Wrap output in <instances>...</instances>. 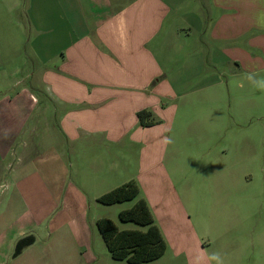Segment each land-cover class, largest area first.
I'll use <instances>...</instances> for the list:
<instances>
[{"label":"crops","instance_id":"obj_1","mask_svg":"<svg viewBox=\"0 0 264 264\" xmlns=\"http://www.w3.org/2000/svg\"><path fill=\"white\" fill-rule=\"evenodd\" d=\"M51 3L61 21H51L56 34L49 41L43 43L37 35L32 75L25 60L22 67L12 68L16 51L27 43L26 8L39 14L34 18L37 34L42 10L49 9L42 8V0L0 2V75L12 78L8 86L14 91L0 98V264H100L97 222L108 218L90 219L93 202L128 182H136L140 190L155 183L152 151H141L140 170L124 179L123 151H105L106 142L137 136L135 140L149 143L142 137L161 132L171 104L187 96L182 92L212 93L215 99H205L208 113L223 119L221 93L224 86L231 88L223 82L229 72L249 78L239 85L243 92L264 89V0ZM60 25H67L66 35L59 34ZM28 79L35 86H27ZM60 109L65 114L58 117ZM142 111L150 112L158 124L142 127ZM53 121L70 142V156H65L77 162L64 197L53 191L58 185L52 182L57 181L38 167L43 155L47 164L64 157L53 144L42 147L39 125H47L45 140L53 141ZM141 199L166 241V208L161 209L159 200ZM239 200L245 199L231 196L227 201L232 234L244 220L245 206ZM28 237L34 243L14 257L17 243ZM254 247L260 256L254 264H264V245ZM196 248L204 253V246Z\"/></svg>","mask_w":264,"mask_h":264},{"label":"rangeland","instance_id":"obj_2","mask_svg":"<svg viewBox=\"0 0 264 264\" xmlns=\"http://www.w3.org/2000/svg\"><path fill=\"white\" fill-rule=\"evenodd\" d=\"M42 5L49 11L42 10L41 34L35 29L34 18L39 14L27 7V43L21 51H11H16L14 59L17 60L12 68L22 67L25 60V70L30 69L28 72L32 75L37 66L33 58L37 35L43 43L49 41L56 34L52 33L55 28L51 27V21L59 24L61 21V14L53 11L55 7L51 0H42ZM60 28L59 34L66 35L67 25H60ZM5 47L17 46L6 44ZM10 78L0 75V98L14 93L8 86L12 84ZM30 79L27 86L34 83ZM248 80L241 73L232 77L229 72L223 82L225 85L230 83L231 88L224 86L221 93L223 119L219 121L214 113H208L210 108L205 105V99H215L212 93L182 92L187 96L171 104L173 111L161 132L142 137L149 143L135 140L139 138L137 136H127L121 143L106 142L105 151H123L124 179L140 170L141 151L149 149L155 154L153 187L142 188L139 197L133 201L110 206L93 202L88 212L90 219L95 215L103 216L120 230L145 231L134 223L121 222L119 214L142 197L159 200L161 209L166 208L164 224L168 249L159 260L145 264H254L260 258L254 244L264 245V89L260 93L243 92L239 85L247 84ZM260 83L264 87V75H261ZM44 104L47 103L44 101ZM176 106H179L178 110ZM64 114L60 109L58 117ZM59 126L53 121V141L45 140L47 125L44 123L39 125L43 132L38 133L44 138L41 139L43 149H49L53 144L58 151H63V159L47 164L43 155L38 160V167L46 177L52 176L53 180L63 183L52 182L58 185L53 188L56 195L64 197L74 182L77 162L75 158L70 161V142L60 133ZM155 146L161 150L164 147L165 151H155ZM231 196L245 199L239 200L245 206L244 220L233 234L227 228V201ZM59 207L63 208V204ZM96 233L95 248L100 264H128L113 259L98 228ZM196 246H204V253Z\"/></svg>","mask_w":264,"mask_h":264},{"label":"trees","instance_id":"obj_3","mask_svg":"<svg viewBox=\"0 0 264 264\" xmlns=\"http://www.w3.org/2000/svg\"><path fill=\"white\" fill-rule=\"evenodd\" d=\"M152 114L148 111L138 113L142 127H152L158 124L151 120ZM140 195V188L136 182H128L98 199L100 204L110 206L136 200ZM119 219L123 223H134L144 228L142 230H120L110 219H100L97 228L113 259L126 261L128 264L151 263L162 258L167 249L164 236L156 225V221L148 203L139 199L132 208L122 211ZM34 243L33 237L20 240L15 248L14 257Z\"/></svg>","mask_w":264,"mask_h":264}]
</instances>
